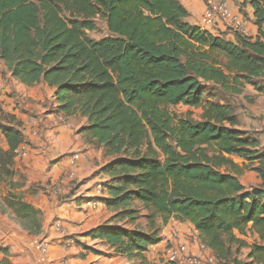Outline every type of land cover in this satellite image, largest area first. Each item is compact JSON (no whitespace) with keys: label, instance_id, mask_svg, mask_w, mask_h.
<instances>
[{"label":"trees","instance_id":"obj_1","mask_svg":"<svg viewBox=\"0 0 264 264\" xmlns=\"http://www.w3.org/2000/svg\"><path fill=\"white\" fill-rule=\"evenodd\" d=\"M247 2L256 37L227 40L188 22L180 0H0L7 71L27 87L54 88L60 116L86 119L79 135L110 159L99 201L112 216L85 236L115 256L144 259L163 240L159 219H174L192 224L219 264H264V148L239 128L225 97L247 86L264 94V0ZM100 19L109 34L91 39L87 31ZM179 104L202 108L201 119L170 114L167 107ZM0 131L8 144L0 147L4 204L39 236L44 213L26 199V177L15 169L16 151L28 143L22 124L1 107ZM233 156L248 162L243 168L259 175V186L241 183ZM235 247L249 250L246 260ZM3 254L0 264H13Z\"/></svg>","mask_w":264,"mask_h":264},{"label":"crops","instance_id":"obj_2","mask_svg":"<svg viewBox=\"0 0 264 264\" xmlns=\"http://www.w3.org/2000/svg\"><path fill=\"white\" fill-rule=\"evenodd\" d=\"M182 4L190 13L188 22L198 25L203 16L202 1L187 0ZM247 9L251 15L249 36L256 37L257 27L254 25L253 9L250 6ZM227 28L220 25L214 33L223 34L227 40H234L235 32ZM0 107L5 113L15 116L16 120L22 124L23 133L28 143L23 145L27 147V155L16 158L15 169L26 177L23 192L30 194V197L26 199L44 213L43 232L40 236L32 235L15 224V221L10 219V216L14 218L15 216L3 201L7 193L5 191L3 193L2 189L5 190L4 186L6 185L0 183V245L2 243L9 244L12 249V251L9 250V258L13 264H36L38 255L34 248L36 240L43 239L50 242L51 248L56 247V244L60 247L62 242L59 241L62 237L61 233L51 226L54 217L61 218L70 230H75V225L69 224V211L74 208L75 202L64 201L60 197L66 191V187L70 186L69 182L75 177L80 179V182L88 180L97 170H99V174L104 175L101 170L110 159L108 158L109 160L98 166V161L95 160L97 152H94L98 149L86 144L79 135V130L86 125L87 120L61 117L57 112L54 88L43 82L34 87H27L12 77L1 59ZM0 147L4 150L8 149L6 138L1 131ZM99 151L98 154H103L106 158L104 151L102 149ZM76 153L80 155V158L76 163H73L72 157ZM238 159L242 161L240 164L238 163L240 167L243 168L244 165L248 164L244 159ZM257 176L259 177V175ZM106 181L107 178L105 177L104 182ZM240 181L247 189L254 187H250L243 182L241 175ZM91 195L98 196L95 191ZM103 196L106 195L103 194ZM103 206L105 205L103 204ZM111 216L112 213L109 212L108 218L103 223L86 229H78L81 231H74V234H86L104 224ZM235 233L237 235V231ZM81 238L87 242L94 241L90 236L79 237V240ZM205 253L209 254L211 252L205 251ZM30 254H32V257H30ZM52 255L49 254V263L54 264L56 256ZM4 257V254L0 252V262Z\"/></svg>","mask_w":264,"mask_h":264},{"label":"rangeland","instance_id":"obj_3","mask_svg":"<svg viewBox=\"0 0 264 264\" xmlns=\"http://www.w3.org/2000/svg\"><path fill=\"white\" fill-rule=\"evenodd\" d=\"M228 1L230 6H232L236 12H240L242 15H245L251 19V15L247 9L249 6L247 0ZM219 25L224 28L228 27L225 22H221ZM227 29L229 30V27ZM108 34L106 22L103 19L98 21V28L95 31H87V35L94 40L103 39L104 37L108 36ZM218 95L219 94L216 89H213L211 99H216ZM225 97L229 98V100H231L236 106L237 113L239 115L240 129L247 131L255 138H259L262 143L261 149H263L264 94L258 93L252 86H247L243 95L241 94L237 97L225 95ZM167 110L173 116L180 118L190 117L195 120H200L203 113L202 108L189 107L183 104L169 106L167 107ZM99 150L100 149L95 150L94 152H97L95 160L98 161V166H101L106 160L109 159L104 158L103 154H98V152L100 153ZM232 160L237 164L242 162L236 157H233ZM98 171L99 170H97V172ZM223 171H226V168H223ZM97 172H95L93 176L89 177L88 180L81 182L80 179L75 177L69 182L70 186H67L66 191L60 196L64 201L68 200L70 202H75L74 208H71L72 210L69 211V224L72 226L75 225L74 231H81L78 229H86L94 225L101 224L108 218L109 212L99 201L103 195L102 184L104 183L105 177L104 175H101L99 172ZM257 175L258 174L256 172L243 168L241 180L250 187L259 186L262 182ZM4 187L5 190L2 189V191L3 193L4 191L7 193L8 189L6 186ZM93 191H95L98 196L91 195ZM24 195L26 198L30 197L28 192H25ZM79 200H81L80 203ZM142 215H144V212H142ZM10 219H13L15 224L23 228L22 224L16 218L10 216ZM58 224L63 225L62 228L64 230L63 233L59 232L62 236L61 239H59V241H62L60 247H58V244H56V247L51 248V243L49 242V254H54V256H56V261L54 260L53 262L54 264H165L166 251L170 247H178L182 244L188 245L196 254L205 255V251L202 249V244L198 238V233L195 231L194 226L188 222H180L174 219L170 220L167 225H164L163 221L159 219L158 224L161 227V237L163 239L162 242L158 245L151 246L144 254V259L137 261H128L125 258L115 256L109 250V248L104 246L98 240L90 242L83 241L82 238L79 240V237H83L86 234H74L75 232L70 230L65 221L56 216L53 218L51 226L56 228ZM137 224L141 230L145 232L148 231L147 221L144 217H141ZM237 236L246 240L249 244H253L255 242V239L251 233L248 235H242L237 232ZM38 240L42 241L43 239ZM234 249L238 251L237 256L240 259H247L249 253L248 249L241 248L240 250H237L236 247ZM4 250L12 251L9 244L2 243L0 245V252L3 253ZM30 257H32V254H30Z\"/></svg>","mask_w":264,"mask_h":264},{"label":"built area","instance_id":"obj_4","mask_svg":"<svg viewBox=\"0 0 264 264\" xmlns=\"http://www.w3.org/2000/svg\"><path fill=\"white\" fill-rule=\"evenodd\" d=\"M180 1L186 2L187 0ZM201 1L203 4V16L199 21L198 26L202 30L214 33L217 30L219 23L225 22L227 26L235 33H240L245 36L249 35V24L251 23V19H249L245 15H242L240 12L234 11L230 6L228 0ZM16 154L18 155V157L26 156L27 147H20L16 151ZM79 158V154H74V156L72 157L73 163H76ZM62 226L63 225L60 224L56 226L58 232H64ZM34 248L38 253L36 264H49V242H47L46 240H36L34 242ZM202 249L206 252L210 251L203 245ZM165 254V262L176 264H219L212 253H205V255L196 254L186 244L179 245L178 247H170Z\"/></svg>","mask_w":264,"mask_h":264}]
</instances>
